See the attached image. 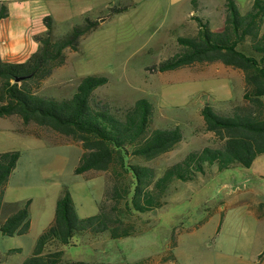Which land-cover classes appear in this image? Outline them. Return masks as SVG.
Here are the masks:
<instances>
[{
	"label": "rangeland",
	"instance_id": "rangeland-1",
	"mask_svg": "<svg viewBox=\"0 0 264 264\" xmlns=\"http://www.w3.org/2000/svg\"><path fill=\"white\" fill-rule=\"evenodd\" d=\"M235 1L243 14L252 8L253 0ZM18 2L24 5L23 12L9 11V18L0 21V56L6 62H25L37 50L34 36L44 31L39 20L46 15L54 18L56 37L86 17L100 21L82 37L78 51L66 50V62L37 92L70 98L83 77L104 75L108 82L97 88L98 98L121 107L149 99L154 105L152 127L180 125L184 136L166 154L149 161L133 159L152 166L156 178L189 152L218 145L215 135L204 130L202 106L227 111L244 102L243 73L220 61L166 72L148 69L179 51L178 37L196 35V17L213 30L223 27L227 0ZM117 7L122 11L116 12ZM6 151H19L21 156L4 199L31 200V227L13 236L0 230V264H22L53 223L57 201L66 189L80 217L100 213L112 170L77 174L82 144L47 128L26 126L18 115L0 117V153ZM130 175L133 189L137 185L133 169ZM124 223L134 226L135 233L121 238H113L110 229L76 234L72 244L63 247L60 264H264V154L250 167L233 164L219 170L214 163L192 179H175L159 205L124 217Z\"/></svg>",
	"mask_w": 264,
	"mask_h": 264
},
{
	"label": "trees",
	"instance_id": "trees-1",
	"mask_svg": "<svg viewBox=\"0 0 264 264\" xmlns=\"http://www.w3.org/2000/svg\"><path fill=\"white\" fill-rule=\"evenodd\" d=\"M226 8L223 27L213 30L208 22L196 17V35L178 37L179 51L148 69L166 72L195 63L220 61L243 72L244 102L227 111L210 104L202 106L204 130L215 135L218 145L189 152L158 178L152 166L133 159L149 161L159 157L174 150L184 136L180 125L152 127L154 105L149 99L121 107L98 98L97 88L108 82L104 75L83 77L70 98L57 99L37 92L54 69L66 62V50L80 49L82 37L100 25L98 19L86 17L82 24L56 37L54 18L47 15L43 19L46 31L35 35L38 48L27 61L6 62L0 56V117L18 115L26 126L47 128L82 144L84 152L75 170L77 174L112 170L100 213L80 217L66 189L57 201L53 223L40 235L33 255L22 264H60L63 247L72 244L78 233L99 234L110 229L113 238L132 235L135 227L125 225L124 217L154 209L175 179H192L214 163L219 170L233 164L250 167L264 154V0H253L252 8L245 14L235 0H227ZM115 11L122 9L117 7ZM7 15V8L1 6L0 20ZM20 156L19 151L0 153V230L7 236L23 235L31 227V200L4 199ZM132 169L137 176L133 189Z\"/></svg>",
	"mask_w": 264,
	"mask_h": 264
},
{
	"label": "crops",
	"instance_id": "crops-1",
	"mask_svg": "<svg viewBox=\"0 0 264 264\" xmlns=\"http://www.w3.org/2000/svg\"><path fill=\"white\" fill-rule=\"evenodd\" d=\"M5 6L6 8H7V10H8V15L5 17V18H3V19H1L0 21H2V20H7L8 18H9V15H11V14H9V11L10 12H16V13H22L23 12V10H24V5L23 4H21V2H18V0H0V8H1V6ZM47 16V15H46ZM102 18V17H101ZM43 19H44V17L43 18H41L40 20H39V24H40V26H41V29H42V25H43V27H44V31L42 32V33H44L45 31H46V26H45V24H44V21H43ZM106 19H108L107 17L106 18H104V19H102V21H104V20H106ZM38 34H41V33H38ZM35 37V36H34ZM35 40V39H34ZM37 43V42H36ZM38 45V44H37ZM238 70V69H237ZM242 72V71H241ZM243 73V72H242ZM166 154V153H165Z\"/></svg>",
	"mask_w": 264,
	"mask_h": 264
},
{
	"label": "water",
	"instance_id": "water-1",
	"mask_svg": "<svg viewBox=\"0 0 264 264\" xmlns=\"http://www.w3.org/2000/svg\"><path fill=\"white\" fill-rule=\"evenodd\" d=\"M17 80H20V79H17Z\"/></svg>",
	"mask_w": 264,
	"mask_h": 264
}]
</instances>
